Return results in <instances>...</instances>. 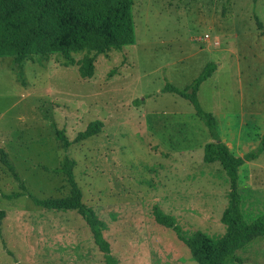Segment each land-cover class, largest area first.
<instances>
[{"label": "rangeland", "instance_id": "obj_1", "mask_svg": "<svg viewBox=\"0 0 264 264\" xmlns=\"http://www.w3.org/2000/svg\"><path fill=\"white\" fill-rule=\"evenodd\" d=\"M132 14L134 44L97 55L90 78L57 54L19 68L0 57V149L20 179L0 161V264H105L81 215L32 202L68 193L55 170L64 156L117 264H197L154 207L184 234L224 232L229 181L218 161L203 160L212 139L193 105L163 86L185 88L215 63L198 102L234 154L255 149L264 131V0H133ZM94 121L96 134L60 147L56 130L73 141ZM237 183L252 220L264 212V150L239 167ZM237 254L243 261L233 264H264V236Z\"/></svg>", "mask_w": 264, "mask_h": 264}, {"label": "trees", "instance_id": "obj_2", "mask_svg": "<svg viewBox=\"0 0 264 264\" xmlns=\"http://www.w3.org/2000/svg\"><path fill=\"white\" fill-rule=\"evenodd\" d=\"M132 5L133 0H0V57H11L14 68H19L24 60L33 56L48 58L57 54L64 59V66L77 65L79 76L90 78L97 55L134 44ZM77 53H82L79 59L73 57ZM215 70L216 64L209 62L185 88L168 82L163 86L165 91L174 92L193 105L196 116L204 123L212 139L203 145V160L218 161L229 181L227 205L220 216L224 232L220 235L211 236L201 230L184 234L172 215L154 207V220L175 232L197 264L241 263L243 260L237 251L264 236V212L252 220L245 219L237 183L239 167L264 150V131L258 146L242 156L234 154L219 138L216 118L201 108L197 99L200 84ZM100 127L99 121L89 123L73 141H69L62 130H56L55 136L60 147L66 149L72 142L96 134ZM0 161L20 181L1 149ZM74 164L73 159L64 156L55 169L64 175L68 185L65 196L32 197V202L48 210H75L88 224L94 243L103 252L105 264H117L102 234L105 224L91 207L82 202V191L73 174ZM19 195L15 193L14 197ZM3 216L4 211L0 210V222Z\"/></svg>", "mask_w": 264, "mask_h": 264}, {"label": "crops", "instance_id": "obj_3", "mask_svg": "<svg viewBox=\"0 0 264 264\" xmlns=\"http://www.w3.org/2000/svg\"><path fill=\"white\" fill-rule=\"evenodd\" d=\"M222 139V138H221ZM209 142V141H208ZM224 143L230 148V146H229V143L228 142H226V140L224 141ZM231 149V148H230Z\"/></svg>", "mask_w": 264, "mask_h": 264}]
</instances>
